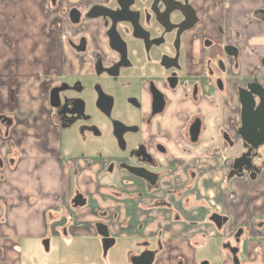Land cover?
I'll return each mask as SVG.
<instances>
[{"label": "crops", "instance_id": "0c3cea01", "mask_svg": "<svg viewBox=\"0 0 264 264\" xmlns=\"http://www.w3.org/2000/svg\"><path fill=\"white\" fill-rule=\"evenodd\" d=\"M214 1L216 16L238 49V74L243 79L259 75L264 85V0H226L227 9L223 0ZM47 10L48 0H0V117L10 121L0 120V264H22L23 246L42 244L49 250L60 237L102 243L97 223L107 227L112 246L127 251L128 264L144 250L155 253L153 264H234L229 247L243 226L254 240L238 264H264V168L254 181L232 174L239 148L230 147L222 135L233 136L239 103L231 111L220 95L206 99L198 144L183 138L175 115L156 119L153 131L162 128L168 135L172 175L163 177L153 194L129 196L142 183H120L91 159L60 156L59 129L48 115L43 91L42 75L52 58ZM207 14L208 7L202 15ZM73 191L85 204L59 228ZM163 202L172 208H161ZM213 213L227 218L221 228L210 220ZM260 217L263 224L255 230Z\"/></svg>", "mask_w": 264, "mask_h": 264}, {"label": "flooded vegetation", "instance_id": "af4514ba", "mask_svg": "<svg viewBox=\"0 0 264 264\" xmlns=\"http://www.w3.org/2000/svg\"><path fill=\"white\" fill-rule=\"evenodd\" d=\"M221 3L228 8L226 0ZM207 7L209 14L203 17ZM218 12L214 0H48L52 58L42 75L48 115L60 137H70L88 151L112 141V156L88 159L102 165L103 174L114 181L130 186L142 183L129 196L139 199L153 194L161 189V179L172 175L168 135L162 128L153 131L156 119L175 115L174 122L181 125L180 133L188 143L189 134L198 131V144L205 128L206 99L220 95L235 111L240 89L256 82L264 88L259 75L243 79L238 74V49ZM249 16L245 15L246 25ZM100 118L107 121L105 126ZM239 127L240 121L233 136L222 134L229 138L224 141L230 147L239 148L232 165L241 157L250 159L252 169L243 174L258 177L264 168V144L253 148L243 142L237 135ZM162 165L167 169L160 170ZM178 190L182 196L183 186ZM77 194L73 191L72 198ZM169 204L160 207L169 210ZM69 206L70 213L59 228L75 218L71 212L77 209ZM257 223L263 224V218H258L255 230ZM252 240L244 226L233 234L230 248L236 249L238 263Z\"/></svg>", "mask_w": 264, "mask_h": 264}, {"label": "rangeland", "instance_id": "374dc122", "mask_svg": "<svg viewBox=\"0 0 264 264\" xmlns=\"http://www.w3.org/2000/svg\"><path fill=\"white\" fill-rule=\"evenodd\" d=\"M100 124L105 126L107 121L100 118ZM114 147L112 141L106 140L102 147L96 151H88L80 142L74 141L70 137L65 139L61 136L62 158H93L96 156L110 157L109 151ZM254 240V239H253ZM98 240L87 238L67 240L62 237L54 239L49 250H45L44 245L39 244L22 249V264H128L127 251L120 246H112L107 251L103 250V244ZM231 243H233L231 241ZM94 261V262H92Z\"/></svg>", "mask_w": 264, "mask_h": 264}, {"label": "water", "instance_id": "95a60500", "mask_svg": "<svg viewBox=\"0 0 264 264\" xmlns=\"http://www.w3.org/2000/svg\"><path fill=\"white\" fill-rule=\"evenodd\" d=\"M264 66V59L262 61ZM239 105H240V127L237 130V135L240 139L246 144L250 145L253 148H257L260 145L264 144V88L259 85L257 82L254 84H249L247 89L239 90ZM2 123L9 124L10 121L4 117H0ZM198 131L190 135V142L195 144L197 142ZM224 140H229L227 135L223 136ZM250 159H245L241 157L234 161L232 165V174L237 176L243 175L244 172H249L252 169ZM246 165V170H243V165ZM237 170V172H235ZM135 176L149 181L154 184L155 179L149 178L146 175L141 173H134ZM257 174L252 173L249 175L251 181L256 180ZM85 199L81 194H77L71 201V207L74 209L80 208L84 205ZM210 220L215 224L217 228L226 223L227 218L213 214ZM97 234L102 238L103 250L107 251L114 243L113 239L109 237L108 229L103 224H98L95 226ZM229 247V246H228ZM230 249V253L233 256V263L238 264L236 260L235 253L236 249ZM155 259V253L153 251H144L139 256L134 257L131 260V264H153ZM177 264H182L181 262ZM207 264V263H202Z\"/></svg>", "mask_w": 264, "mask_h": 264}]
</instances>
